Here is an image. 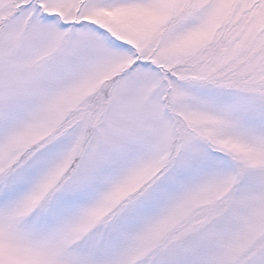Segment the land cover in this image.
<instances>
[{"label": "snow or ice", "instance_id": "6c2138e0", "mask_svg": "<svg viewBox=\"0 0 264 264\" xmlns=\"http://www.w3.org/2000/svg\"><path fill=\"white\" fill-rule=\"evenodd\" d=\"M0 264H264V0H0Z\"/></svg>", "mask_w": 264, "mask_h": 264}]
</instances>
